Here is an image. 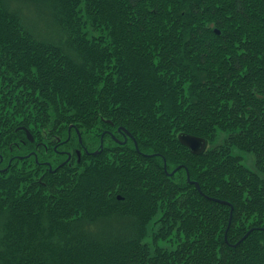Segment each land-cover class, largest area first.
Instances as JSON below:
<instances>
[{"label": "trees", "instance_id": "trees-1", "mask_svg": "<svg viewBox=\"0 0 264 264\" xmlns=\"http://www.w3.org/2000/svg\"><path fill=\"white\" fill-rule=\"evenodd\" d=\"M0 158V264H264V0H0Z\"/></svg>", "mask_w": 264, "mask_h": 264}, {"label": "water", "instance_id": "water-1", "mask_svg": "<svg viewBox=\"0 0 264 264\" xmlns=\"http://www.w3.org/2000/svg\"><path fill=\"white\" fill-rule=\"evenodd\" d=\"M122 131L125 132V134L127 133V136L132 137L131 134L127 132V130L119 128V132H122ZM26 133H27V136H28L29 140L30 141H33L34 139L31 136L30 132L26 131ZM178 139H179V141H180V143L182 145L186 146L195 155L196 154H200L207 147V141H206V139L199 138V137H196V136H191V135H186V134H180L179 137H178ZM126 141H127V139H125V142ZM80 142H81V140H80ZM119 143H121V142H119ZM135 145L137 147V144L136 143H135ZM86 153H87V151H86ZM99 153H100V151L95 152L93 155H97ZM80 157H81V153L78 152V158L80 159ZM70 159H71V155L68 154L67 160L63 164H61V166L64 165L65 163H67ZM2 160L3 159L0 158V161H2ZM49 167H50V170H52V168H51L50 165H49ZM164 170H165V172H166V174L168 176H172L177 171V170H175L172 173H169L167 171V168H166V163H165V166H164ZM187 179H188V182L189 183H193V182L190 181V177H189L188 172H187ZM194 184H195L196 188L199 190L200 189L199 184L198 183H194ZM119 199H120V197H119ZM218 202L223 203V204H228L227 202H222V201H218ZM247 236H248V234L243 238V240L245 238H247Z\"/></svg>", "mask_w": 264, "mask_h": 264}, {"label": "rangeland", "instance_id": "rangeland-1", "mask_svg": "<svg viewBox=\"0 0 264 264\" xmlns=\"http://www.w3.org/2000/svg\"><path fill=\"white\" fill-rule=\"evenodd\" d=\"M27 17L30 19V18H35L34 17V15L32 14V12H30V15L28 16L27 15ZM41 26V30L42 31H45L44 30V27H43V25H40ZM70 130L71 129H69V132H70ZM118 131H119V129H118ZM112 134V132H110V131H108V130H104V131H102L101 132V138H100V145H101V150L103 149V146H105V145H107V146H109L110 147V145H112V143H111V141H110V137L109 136H107V134ZM78 135H79V141L81 140V143H82V139H81V135L79 134V132H78ZM106 135V136H105ZM226 135L225 134H220L219 136H218V139H217V142L215 143V144H220L222 141H223V139H224V137H225ZM105 140H106V142H105ZM118 143L120 142L119 140H116ZM105 142V143H104ZM119 144H125V143H123V142H121V143H119ZM212 146L213 145H211V144H207V148L209 149V148H212ZM95 148V147H94ZM94 149L93 150V152H91V151H87V155H93L95 152H98V151H100V149ZM56 149V148H55ZM57 151V150H56ZM57 153L59 154V155H61V156H63V154H65L66 156H67V152L66 151H63V150H59V151H57ZM237 155H239V156H241L242 158H243V164L246 166V167H248L249 169H252V170H254V167H255V158H254V156L253 155H251V154H246V153H241V152H238V151H236L235 152ZM78 154V153H77ZM64 163V162H63ZM62 163V164H63ZM51 165V164H50ZM52 167V166H51ZM180 167H178V168H176V169H174L173 171H175V170H178ZM172 171V172H173ZM172 172H169V173H172ZM177 172V171H176ZM175 172V173H176ZM175 173L172 175V176H174L175 175ZM153 225V223L150 225V227ZM147 242H151L150 241V238L147 240ZM160 244V246L161 247H167V246H169L170 247V244L168 243V242H160L159 243Z\"/></svg>", "mask_w": 264, "mask_h": 264}, {"label": "flooded vegetation", "instance_id": "flooded-vegetation-1", "mask_svg": "<svg viewBox=\"0 0 264 264\" xmlns=\"http://www.w3.org/2000/svg\"><path fill=\"white\" fill-rule=\"evenodd\" d=\"M122 138H123V140H121V139H117L116 138V133H114V132H112V134H107L109 137H111L112 138V140L115 142V143H117V144H119L116 140H119L120 142H123V143H126L127 141H128V139L130 138L129 136H127L125 133H123V132H119L118 130L116 131ZM125 139H127V141L125 142ZM100 148H101V145H100ZM37 150L38 151H35L34 153H33V157L36 159V163H39L40 164V161L38 160V158H39V155H41V151H40V148L39 147H37ZM45 150H46V152L48 151V149L47 148H45ZM103 151V149L101 150L100 149V153ZM3 161V160H2ZM1 161V162H2ZM44 164L46 165L45 166V168H47L49 171H52V170H50V167H49V165H50V163H48L47 161H44ZM51 166V165H50ZM1 170H3V169H1Z\"/></svg>", "mask_w": 264, "mask_h": 264}, {"label": "bare ground", "instance_id": "bare-ground-1", "mask_svg": "<svg viewBox=\"0 0 264 264\" xmlns=\"http://www.w3.org/2000/svg\"><path fill=\"white\" fill-rule=\"evenodd\" d=\"M10 164H11V163H10ZM10 164H9V165H10Z\"/></svg>", "mask_w": 264, "mask_h": 264}]
</instances>
